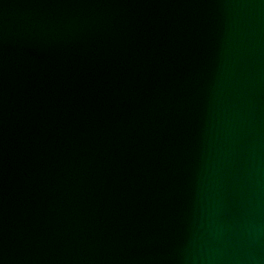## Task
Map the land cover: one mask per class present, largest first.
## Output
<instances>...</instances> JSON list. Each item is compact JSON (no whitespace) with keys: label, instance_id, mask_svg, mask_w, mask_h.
Masks as SVG:
<instances>
[{"label":"water","instance_id":"water-1","mask_svg":"<svg viewBox=\"0 0 264 264\" xmlns=\"http://www.w3.org/2000/svg\"><path fill=\"white\" fill-rule=\"evenodd\" d=\"M0 264H264V0H0Z\"/></svg>","mask_w":264,"mask_h":264}]
</instances>
